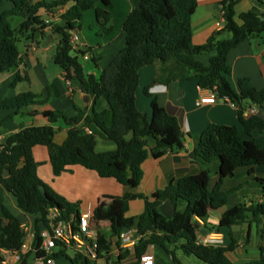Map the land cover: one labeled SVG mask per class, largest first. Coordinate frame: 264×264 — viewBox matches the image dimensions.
Wrapping results in <instances>:
<instances>
[{
	"label": "trees",
	"instance_id": "16d2710c",
	"mask_svg": "<svg viewBox=\"0 0 264 264\" xmlns=\"http://www.w3.org/2000/svg\"><path fill=\"white\" fill-rule=\"evenodd\" d=\"M7 1L12 2L13 7L0 14V73L20 64L22 38L43 32L46 23L42 13H49L54 7L65 3V0ZM238 1L222 0L223 29L214 32L205 43L195 44L192 17L198 0H132L133 9L123 24L126 45L100 77L84 73L79 57L84 52L77 50L73 43L72 31L79 32L85 12L91 9L95 10L98 22L108 31L111 30L114 23L112 0H73V4L61 15V21L52 24V30L60 34L55 63L62 68L73 90L94 95V103L90 109L78 107L79 113L72 117L60 110L44 112L50 123L63 120L69 126L67 138L62 144L54 141L57 130L52 124L25 127L1 142L0 180L4 188L17 197L24 211L39 215L34 229L40 240L43 229L52 230L53 220L77 219L81 208L79 202L69 201L39 176V163L33 155L35 146L48 148L55 175L62 174L71 165L79 164L101 177L115 178L120 184L131 188L137 187L144 175L142 163L148 157V150L143 137L153 139L160 148L184 149L185 133L175 114L161 106L156 97L151 101V116L140 111L136 105L140 69L160 61L166 64L164 75L163 72L158 74L152 84L159 80L170 82L183 77L199 78L202 88L214 94L219 92L222 98L229 99L235 105L242 129L236 125L211 123L203 132L192 135L201 170L170 182L166 188L156 190L152 198L135 193L118 197V203L108 208L112 235L119 240L123 230L135 227L142 235L134 248L138 259L150 245H156L171 254L175 262L182 264L169 247L175 245L185 254L194 255L206 264H264V245L261 246L260 257L247 263H236L229 255L240 240L239 232L233 226L243 223L258 225L264 217L263 178H257L261 184V200L229 208L223 213L219 224L207 222L210 212L226 205L230 194L240 188L221 189L223 182L233 177L237 168L254 166L264 169V88L257 89L249 79L244 78L239 81V90L233 89L229 79L232 68L228 62L230 50L246 40L264 35V19L261 18L264 13L258 7L263 1L254 0L258 4L239 15L240 23L235 18ZM15 17L22 18L17 27L13 24ZM223 33L230 36L221 37ZM211 53L214 55L208 64L196 58ZM168 62H172V65H167ZM20 79L17 76L12 85ZM151 85L144 91L149 96H152L149 91ZM104 95L109 106L107 117L106 112L99 111L96 106L98 99ZM41 103L39 95L33 92L6 98L0 103V109L15 111L0 119V128L17 111ZM253 104L258 105L259 112L246 116V109ZM254 131L260 135L254 136ZM99 133L114 142L116 148L98 152L96 136ZM130 133L132 138L128 139ZM6 169L10 172L8 176H4ZM213 172L218 174V180L210 189ZM139 197L145 200L143 212L137 218L127 216L129 202ZM195 222L209 231H223L225 228L226 245L215 247L200 243V230L195 227ZM2 232L6 237L0 235V248H19L26 235L21 221L12 214L9 222L2 226ZM98 239L99 259L106 258L109 262L112 243L102 232H98ZM68 249L58 242L56 259L65 256ZM121 250L123 258L130 249ZM92 262L78 252L72 258L73 264Z\"/></svg>",
	"mask_w": 264,
	"mask_h": 264
},
{
	"label": "crops",
	"instance_id": "0c3cea01",
	"mask_svg": "<svg viewBox=\"0 0 264 264\" xmlns=\"http://www.w3.org/2000/svg\"><path fill=\"white\" fill-rule=\"evenodd\" d=\"M32 1L50 2L54 0ZM262 1L258 4L254 0H239L235 6L236 21L240 23L239 15L252 8L256 3L264 13V0ZM112 2L114 23L109 31L106 26L98 22L94 9L88 10L84 14L76 47L77 50L84 53L89 52L91 55L88 61H92L93 64L81 62L86 75L93 74L100 77L103 70L126 45V32L123 24L133 9V3L132 0H112ZM221 2L222 0H198V7L192 17V38L195 44L205 43L214 32L223 29L225 23L221 13ZM72 4L73 0H65L62 5L68 9ZM60 6L54 7L49 13L43 12L42 19L50 20L53 24L59 23L61 21ZM12 7V2L1 1L0 14ZM21 19V17L14 18L15 27L19 25ZM52 29H44L43 32H36L28 38H22L20 64L16 68L0 73V103L6 98L24 92L36 93L42 101L41 104L30 105L17 111L15 115L4 121L0 128V150L2 140L10 134L28 126L48 124H52L57 130L54 141L62 144L67 138L69 126L63 120L50 123L44 112L60 110L72 117L79 113L78 107L90 109L94 103V95L83 93L80 90H70L62 68L54 60L60 37H57V32ZM229 36V33H223L221 37ZM212 55L214 53L199 55L196 58L200 62L208 64ZM228 62L232 68L229 79L233 89L239 90V81L244 78L249 79L257 89L264 88V35L246 40L230 50ZM165 65L157 61L140 69L136 105L140 111L149 116L152 114V107L149 105L152 98L149 100L143 97L141 91L143 89L145 91V88L152 84L158 74L163 72L164 75ZM167 65H172V62H168ZM17 76H20L21 79L12 85ZM149 91L152 97L157 98L161 106L169 109L178 117L185 133V147L182 150L160 148L153 139L143 137L148 157L142 163L144 175L137 187L124 186L112 177H101L97 172L79 164L71 165L62 174L55 175L48 148L44 145H37L33 149L34 158L39 163V176L69 201L79 202L81 212L91 210L93 213L91 226L97 232L104 233L103 230L109 229V234H105L112 243L110 260L108 262L106 258H100L92 262L93 264L138 263L139 259L134 252L135 247L124 248L130 249L129 254L126 257H121L122 248L118 244V237L111 233L108 208L118 203V197L126 193H135L152 198L156 190L166 188L170 182L198 173L201 167L195 155V140L192 135L203 132L209 124L236 125L242 129L238 118V109L226 98L221 100L217 97L214 102L197 104L202 98L210 97L213 93L199 85V78L186 79L183 77L170 82L159 80L150 86ZM96 106L99 111L106 112V117L109 115L106 95L98 99ZM14 111V109H0V119L9 116ZM259 135V132L254 131V136ZM127 138L131 139L132 133L128 134ZM115 148L116 144L103 134L99 133L96 136L98 152ZM215 178L218 180V174ZM257 178L264 179V169L254 166L237 168L235 175L226 179L221 189L228 191L245 184L247 190L243 188L240 192H233L234 199H230V197L226 205L212 210L207 222L219 224L223 213L229 208L240 203L250 205L253 200H261V184ZM144 207L145 200L140 197L135 198L129 202V210L126 215L137 218L143 212ZM10 214L17 217L22 224L27 223L32 228L35 227V220L39 217L38 214L24 211L19 206L17 197L8 192L0 180V235L3 238L6 236L2 232V226L9 222ZM235 231L239 232L240 240L239 245L229 254L230 258L236 263H247L259 258L262 253L261 246L264 245V217L260 219L258 225L243 223L236 226ZM182 242L183 240L180 241V243ZM169 247L175 251V255L182 264H206L194 255L185 254L178 246L171 245ZM146 252L155 255L156 264H178L171 254L156 245H150ZM72 258L73 256L67 252L57 261L58 264H73Z\"/></svg>",
	"mask_w": 264,
	"mask_h": 264
},
{
	"label": "built area",
	"instance_id": "2783aa9c",
	"mask_svg": "<svg viewBox=\"0 0 264 264\" xmlns=\"http://www.w3.org/2000/svg\"><path fill=\"white\" fill-rule=\"evenodd\" d=\"M59 8L61 10L60 15L67 10V7L64 5H61ZM221 13L224 19V10L222 8ZM44 22L46 23L44 29L52 28L53 23L50 20H44ZM72 41L77 46V42L79 41L77 32L73 33ZM83 58L85 60L90 59V53L85 52ZM68 85L70 90L73 91L69 81ZM216 99L217 96L212 93L210 97L202 98L197 104L214 102ZM227 100L230 101L229 99ZM258 112V105L253 104L246 109L245 115L250 116ZM88 131L90 130L88 129ZM53 217H55V214ZM92 217V211L88 210L81 212L77 219L53 220L56 221V227H52L51 231L43 229L40 233L42 240L39 239L34 228L30 227L27 223H23L22 228L26 234L23 243L19 248H0V264H23L24 262H27L26 264H58L55 257L58 242H61L62 245L80 253L83 257L91 261L98 260L100 244L98 232L91 226ZM197 220L203 223L201 219L197 218ZM141 238L142 235L135 227L125 229L119 235L120 246L121 248L135 247ZM198 241L204 245H212L215 247L224 246L226 245V236L223 231L218 229L208 230L206 234L200 231ZM138 264H156V257L153 253L145 252L140 256Z\"/></svg>",
	"mask_w": 264,
	"mask_h": 264
},
{
	"label": "rangeland",
	"instance_id": "374dc122",
	"mask_svg": "<svg viewBox=\"0 0 264 264\" xmlns=\"http://www.w3.org/2000/svg\"><path fill=\"white\" fill-rule=\"evenodd\" d=\"M87 12V11H86ZM85 12V13H86ZM84 18V17H83ZM83 21H84V19L82 20V25H83ZM82 28V27H81ZM78 33V32H77ZM78 35H79V33H78ZM79 57H80V61L84 64V63H86V62H88V63H91V64H93V62L92 61H88V60H85L84 58H83V54H80L79 55ZM187 79V78H186ZM189 79V78H188ZM141 94L143 95V97H146L147 99H149V100H151V98H153L152 96H149V95H147L145 92H144V89L141 91ZM149 105H151L150 104V102H149ZM151 108V107H150ZM151 114V113H150ZM215 176H216V173H212V179H211V181H210V189H213L214 188V186L216 185V178H215ZM243 188H245V190H247V185H245V184H242V187H240L237 191H235V192H240V191H242V189ZM232 195H233V193L232 194H230V196H229V198L230 199H234V196L232 197ZM210 224H212V223H210ZM226 229L225 228H223V231H225ZM103 232L104 233H106V234H109V229H105V230H103ZM71 256H73L74 257V255H75V253H74V250H72V249H69L68 251H67Z\"/></svg>",
	"mask_w": 264,
	"mask_h": 264
},
{
	"label": "water",
	"instance_id": "95a60500",
	"mask_svg": "<svg viewBox=\"0 0 264 264\" xmlns=\"http://www.w3.org/2000/svg\"><path fill=\"white\" fill-rule=\"evenodd\" d=\"M261 18L264 19V16L261 15ZM72 33H74V31H72ZM56 36H57V37H60V34H59V33H56ZM216 96L219 97L221 100H224V98H222V97L220 96V93H219V92L216 93ZM86 97H88V96H86ZM9 174H10L9 170L6 169V170L4 171V176H8ZM194 225H195V227H196L197 229H199L203 234H206V233L208 232V229L203 228V227L201 226L200 223L195 222ZM236 226H240V225H234V226H233V229H234V230H235V227H236ZM55 227H56V221H53V228H55Z\"/></svg>",
	"mask_w": 264,
	"mask_h": 264
}]
</instances>
